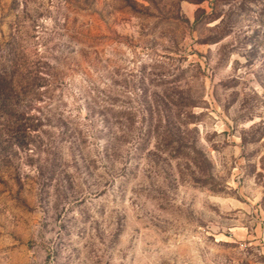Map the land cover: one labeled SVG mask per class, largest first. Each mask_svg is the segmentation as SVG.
Wrapping results in <instances>:
<instances>
[{
  "label": "rangeland",
  "instance_id": "obj_1",
  "mask_svg": "<svg viewBox=\"0 0 264 264\" xmlns=\"http://www.w3.org/2000/svg\"><path fill=\"white\" fill-rule=\"evenodd\" d=\"M0 264H264V0H0Z\"/></svg>",
  "mask_w": 264,
  "mask_h": 264
}]
</instances>
